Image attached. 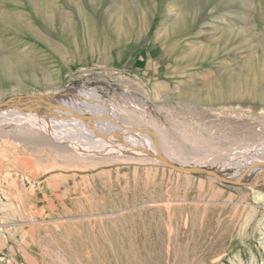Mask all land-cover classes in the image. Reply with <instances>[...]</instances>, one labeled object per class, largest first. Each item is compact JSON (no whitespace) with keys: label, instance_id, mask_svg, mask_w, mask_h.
Listing matches in <instances>:
<instances>
[{"label":"rangeland","instance_id":"obj_1","mask_svg":"<svg viewBox=\"0 0 264 264\" xmlns=\"http://www.w3.org/2000/svg\"><path fill=\"white\" fill-rule=\"evenodd\" d=\"M66 26L79 42L58 55L43 41ZM72 89L174 164L264 172V0H0V101ZM16 109L0 117V264H264V193Z\"/></svg>","mask_w":264,"mask_h":264},{"label":"bare ground","instance_id":"obj_2","mask_svg":"<svg viewBox=\"0 0 264 264\" xmlns=\"http://www.w3.org/2000/svg\"><path fill=\"white\" fill-rule=\"evenodd\" d=\"M69 26H66V29H64L65 31L63 32L66 35H61V37H59L57 39V41H52V42L51 41H43V43L46 44V46H49V47L53 46V51L55 54L59 55V54L63 53L65 49L75 47L76 44L79 42L78 38H73L74 35L76 36V32L70 31ZM99 38H101L104 41L106 40V36H105V33L103 31L99 32ZM64 46H66V47H64ZM71 51H72V49H71ZM72 53H69V54L72 55ZM76 91H77V89H72V90H69L67 95L61 94V93L57 94L56 101H64V103H66L67 106H65L64 104L63 105L61 104L60 106L56 105L57 109H58L56 111L59 112L62 110H68V111L72 110L81 116L86 115L89 117L92 116L94 118L102 117L103 120L99 121V123H97V122H95V123L94 122H92V123L84 122L83 123L80 120H78L76 117H72V118L70 117L69 119L56 117L51 112H49L47 110H46L47 111L46 112L47 120L43 119L44 118V111H42L43 114H41V113L38 114V111H37L36 117L29 116V115H27V114H25V113H23L17 109L14 110L16 112L13 114H16L20 119L26 118V119H29L32 121L33 120L38 121V119L40 117L41 119H39L38 125L40 124V126H41V124H42V127L44 126L45 129L47 130V133H49L48 132L49 129H52L53 132H60L63 128H66V129H64V131H66L69 128L73 127L77 130L76 133L79 132V135H81V137L83 139L84 138H90L95 143L97 142V143L105 145L107 147V149H109V151L114 149V148H117V149H125L126 151H129V152L130 151H136V152H141V153H147V152H150L152 154L155 153V148H154L153 142L150 140L151 137L146 133H145L146 134L145 135V134H139V133H135V132H131V131L129 132V131L125 130L124 127H129L132 125H126V124H123L122 122H120V120L117 119L115 113L113 114L110 111L109 107L103 106V103L100 101L99 97L96 96L95 92H92L91 90H86V91H90L89 94L85 93V94H83V96L82 95L79 96L77 93H75ZM83 91H85V90H83ZM73 97H75V98H73ZM261 101H263V100H261ZM15 105H19V104H15ZM4 109H6V108H4ZM4 109H0V117H6L5 113L7 111H5ZM58 114H60V113H58ZM117 122H119L121 124V126H118ZM51 134H52V132H51ZM104 136H106V138H104ZM96 137H98V138H96ZM58 141H60V140H58ZM58 141L56 140V142H58ZM65 141H67V140H65ZM96 146H93V147L98 148V149H103L101 145H100V147H98V146L96 147ZM134 147H137L138 149H134ZM75 150L78 151V149H75ZM92 150H94V149H92ZM97 152H99V151H97ZM253 153L254 152H250L249 155H251V154L255 155ZM257 157H259V156L257 155ZM263 161H264V159H263ZM261 166H262V164H261ZM257 173L258 174L254 175V176H252V175L250 176L247 174H243V175H245L246 177H248L250 179L252 178V179L263 182L264 181V172L259 171ZM239 175H242V174H239ZM223 176H228V175L224 174Z\"/></svg>","mask_w":264,"mask_h":264},{"label":"water","instance_id":"obj_3","mask_svg":"<svg viewBox=\"0 0 264 264\" xmlns=\"http://www.w3.org/2000/svg\"><path fill=\"white\" fill-rule=\"evenodd\" d=\"M57 94H46V93H38V94H23V95H17V96H11L8 97V99L4 101H0V109L4 108H9V106H12L14 108H17L19 110L24 111H31V112H37L39 111H50L54 116L64 118V119H69L70 117H76L78 120L81 122H86V123H92V122H97L103 120L102 117L99 118H94V117H89V116H81L77 113H75L72 110H62V111H56L58 110L55 106L52 105L56 101ZM15 104H19V106H16ZM60 113V114H58ZM52 115V116H53ZM117 122L118 126H121V124ZM125 130L139 133V134H148L151 137V140L153 142L154 148H155V153L152 154L150 152H147V155L156 159L159 162H162L165 166H167L169 169H171L174 172H179L182 174H197V175H203V176H211L216 178L219 182H223L228 185L232 186H246L251 189L260 191L264 193V181H258L255 179H250L246 177L245 175H239L236 177H228V176H223L224 174H220L215 170L208 169V168H201V167H183L179 166L177 164H174L171 162L169 159L165 157L163 152L157 147V140H156V135L155 133L147 128L146 126H129V127H124ZM106 138V136H104ZM134 149H138L137 147H134Z\"/></svg>","mask_w":264,"mask_h":264},{"label":"crops","instance_id":"obj_4","mask_svg":"<svg viewBox=\"0 0 264 264\" xmlns=\"http://www.w3.org/2000/svg\"><path fill=\"white\" fill-rule=\"evenodd\" d=\"M0 245H1V247L3 246L1 235H0Z\"/></svg>","mask_w":264,"mask_h":264}]
</instances>
